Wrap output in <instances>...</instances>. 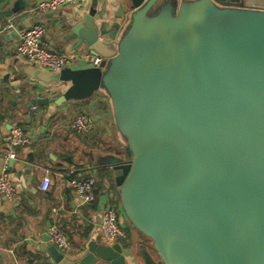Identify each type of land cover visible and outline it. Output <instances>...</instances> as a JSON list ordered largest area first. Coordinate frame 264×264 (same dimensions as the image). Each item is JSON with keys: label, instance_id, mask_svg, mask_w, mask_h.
Instances as JSON below:
<instances>
[{"label": "water", "instance_id": "95a60500", "mask_svg": "<svg viewBox=\"0 0 264 264\" xmlns=\"http://www.w3.org/2000/svg\"><path fill=\"white\" fill-rule=\"evenodd\" d=\"M121 3L124 30L95 12L66 14L88 62L33 77L70 83L58 106L110 97L126 158L100 165L151 242L145 264H264V0ZM46 242L55 264H126L120 243L91 242L72 261Z\"/></svg>", "mask_w": 264, "mask_h": 264}, {"label": "crops", "instance_id": "0c3cea01", "mask_svg": "<svg viewBox=\"0 0 264 264\" xmlns=\"http://www.w3.org/2000/svg\"><path fill=\"white\" fill-rule=\"evenodd\" d=\"M38 1L0 0V14L14 11L0 17V169L9 150L12 127H20L29 139L28 144L15 149L16 157L9 163L8 174L16 188V198L0 196V264H55L47 251L50 225L66 235L72 250L64 256L76 261L87 254L91 242L105 244L100 231L105 205L120 206L117 192L101 179L104 170L112 173L110 167L100 165L101 158H126L127 143L117 128L110 97L101 90L87 100L56 105L70 83L35 79L34 72L44 70L17 54L16 31L4 28L13 23L22 31L43 24L45 48L80 56L77 63L86 64L84 57L89 54L77 45L76 39H69V30L63 28L65 15L95 12L111 24L119 22L124 30L130 14L121 0H85L78 7L68 5L47 13L35 11ZM43 98L49 100L48 106L34 103ZM81 114L93 120V131L88 134H78L71 128L73 119ZM46 172L52 183L43 192L40 186ZM88 175L99 184L96 199L89 205L81 203L70 185L72 179ZM119 218L125 235L117 243L123 248L126 264H145L141 252L144 248L152 252L151 242L131 225L121 207Z\"/></svg>", "mask_w": 264, "mask_h": 264}, {"label": "built area", "instance_id": "2783aa9c", "mask_svg": "<svg viewBox=\"0 0 264 264\" xmlns=\"http://www.w3.org/2000/svg\"><path fill=\"white\" fill-rule=\"evenodd\" d=\"M84 1L85 0H40L36 3L34 9L41 13L58 12L68 5L78 7L82 5ZM4 29L18 32V43L16 46L17 54L29 64L37 65L44 71L61 72L65 68L76 64L77 61L81 59V57L77 55H66L45 48L42 45V38L45 34V26L43 24L38 23L28 29L18 31L13 23H8ZM84 58L88 60L89 56L87 55ZM99 63L100 59H96L94 62L95 65ZM71 128L78 134H88L93 131V120L88 115H78L71 122ZM8 140L9 150L0 169V196L13 200L16 198L17 192L9 178V163L16 157L15 149L28 144L29 139L20 127L14 126L10 130ZM51 183V176L46 172L41 182V190L47 192ZM95 184V179L90 175L74 178L70 182L76 197L82 204L87 205L92 204L96 199ZM120 207L121 206L118 207L110 203L106 204L102 209L100 216V231L107 245L116 244L117 241L125 235L124 227L119 218ZM48 235L52 245L63 255L68 254L72 250L68 238L57 226L50 225L48 227Z\"/></svg>", "mask_w": 264, "mask_h": 264}, {"label": "trees", "instance_id": "16d2710c", "mask_svg": "<svg viewBox=\"0 0 264 264\" xmlns=\"http://www.w3.org/2000/svg\"><path fill=\"white\" fill-rule=\"evenodd\" d=\"M101 179L107 180L108 181V184L113 183V186H114V181H113V178H112V173H110L109 171L104 170V173L102 174ZM97 187H99V184L96 182V184H95V195H96ZM117 197H118V201H119L118 202V205H119L120 199H119L118 192H117Z\"/></svg>", "mask_w": 264, "mask_h": 264}, {"label": "rangeland", "instance_id": "374dc122", "mask_svg": "<svg viewBox=\"0 0 264 264\" xmlns=\"http://www.w3.org/2000/svg\"><path fill=\"white\" fill-rule=\"evenodd\" d=\"M114 186H115V184H114ZM113 186V183H111V184H109V187H110V189H112L114 192H118V188L115 186L114 187ZM151 247H152V245H151ZM144 250H146V249H142V252H144ZM147 252H148V254L150 255V254H152L153 255V253L150 251V250H146ZM145 253V252H144ZM144 253L142 254V257H143V255H144ZM144 259V258H143ZM145 261V260H144ZM145 263H146V261H145Z\"/></svg>", "mask_w": 264, "mask_h": 264}]
</instances>
